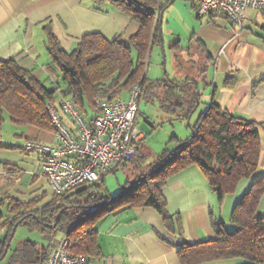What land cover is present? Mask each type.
I'll use <instances>...</instances> for the list:
<instances>
[{
	"label": "trees",
	"instance_id": "obj_1",
	"mask_svg": "<svg viewBox=\"0 0 264 264\" xmlns=\"http://www.w3.org/2000/svg\"><path fill=\"white\" fill-rule=\"evenodd\" d=\"M104 1L95 0V4L98 7ZM108 1L138 22L139 30L126 43L119 38L108 40L100 33H90L83 36L73 50L66 51L47 26L49 67L60 78L57 86L48 88L33 70L23 68L15 58L0 60V127L5 121V112H8L17 124L52 130L46 109L50 103L60 107L58 92L62 98H75L84 114L88 109H95L97 116V98L115 100L124 97L136 83L141 86L140 98L157 100L164 113L188 120L197 111L202 95L192 77L171 78L167 75L164 79L151 80L146 73L153 47L162 43L161 16L171 2ZM177 46V43L173 45L174 48ZM190 127L192 134L187 139L181 141L173 136L176 148L165 150L154 170L147 172L136 164L138 172L134 173V179L127 181L123 191L115 197L103 194V177L98 182L84 183L63 194L53 193L46 202V195L25 203L8 199L6 210L0 205V237L6 235L5 241L0 242V264L7 258L4 264H46L49 247L24 241L11 250L12 233L21 225L48 239L66 234L74 243L71 251L88 258L101 256L94 224L113 210L152 207L161 215L166 227L175 232L164 187L169 178L192 165L206 176L211 190L222 203L227 195L236 191L242 179L250 178L256 172L260 164L261 142L257 124L232 115L212 101ZM138 158L139 146L129 162L136 163ZM263 194L264 177L254 180L235 204L231 214L232 229L223 222L213 221L215 239L196 244L184 242L179 246L181 264L231 258H241L246 261L244 264H264V216L256 213Z\"/></svg>",
	"mask_w": 264,
	"mask_h": 264
},
{
	"label": "crops",
	"instance_id": "obj_2",
	"mask_svg": "<svg viewBox=\"0 0 264 264\" xmlns=\"http://www.w3.org/2000/svg\"><path fill=\"white\" fill-rule=\"evenodd\" d=\"M169 1L171 5L173 1ZM245 16L247 22L242 29L230 19L211 24L197 17L191 3L184 12V34L179 31L171 34L177 40L171 42L170 48L187 55L183 57L184 62L176 59L174 76H147L151 80L164 79L167 75L171 78L189 76L197 82L201 103L187 120L188 124L198 110L201 114L212 101L236 117L255 122L261 142V159L256 172L242 179L236 191L227 195L222 203L197 166L178 172L164 187L175 232L166 227L161 215L152 207L110 211L94 224L101 256L87 257L92 264H181L179 246L184 242L196 244L215 239L212 222L227 225L221 220L224 203L236 204L254 180L264 177V8H249ZM47 26L66 51L73 50L81 38L90 33H100L108 40L119 38L126 43L139 30L138 22L108 0L98 7L95 0H0V60L15 58L23 68L33 70L48 88L57 86L60 78L49 67ZM185 34L187 46L182 44ZM57 95L58 105H61L66 98L59 92ZM94 110L83 113L86 119L96 117ZM63 118L76 129L67 115ZM6 130L13 134H7ZM191 134L192 129L188 127L177 138L182 141ZM28 140L53 144L54 133L33 125L17 124L5 112V121L0 127V205L3 210L8 199L25 203L46 195V202L53 194L42 173L43 157L24 150ZM256 213L264 216V194ZM227 217L231 222V215ZM63 235L57 239L47 238L50 242L45 247L50 251L56 248ZM202 264L241 263L231 258Z\"/></svg>",
	"mask_w": 264,
	"mask_h": 264
},
{
	"label": "built area",
	"instance_id": "obj_3",
	"mask_svg": "<svg viewBox=\"0 0 264 264\" xmlns=\"http://www.w3.org/2000/svg\"><path fill=\"white\" fill-rule=\"evenodd\" d=\"M197 16L211 24L225 19L242 29L249 8H264V0H190ZM141 86L136 83L128 96L115 100L97 98L98 115L88 120L79 109L75 98L62 101L60 107L47 105L54 133V143L28 140L27 152L43 157L42 173L54 194H63L84 183L100 181L105 174L120 164L129 162L137 147L145 139V132L136 120ZM67 115L76 129L64 120ZM73 241L65 234L48 256L46 264H92L86 256L71 251Z\"/></svg>",
	"mask_w": 264,
	"mask_h": 264
},
{
	"label": "rangeland",
	"instance_id": "obj_4",
	"mask_svg": "<svg viewBox=\"0 0 264 264\" xmlns=\"http://www.w3.org/2000/svg\"><path fill=\"white\" fill-rule=\"evenodd\" d=\"M172 1L173 3L163 11L161 16L160 35L162 36V43L155 46L148 60L147 74L152 78H156L157 75L165 76L166 74L174 76L177 73L176 59L183 63V57H187L182 51L171 49L170 45L171 42L177 40L171 37V34L175 31L182 32L184 29V12L187 6L190 7L191 1ZM182 33L184 34V32ZM187 38L185 34L182 39L183 46H187ZM202 102L204 103V100H202ZM200 112L201 111L198 110L195 118L192 117L188 124L187 120H182L174 115L164 113L157 100L150 101L145 96H142L139 100V110L136 114V120L139 126L144 130L147 138L139 145L140 158H138L136 163L128 162L126 166H120L117 171L105 174V188L102 190L103 194L112 197L119 195L126 186L127 181L134 179L133 174L138 172L136 164H140L147 172L154 170L159 164V157L164 151H171L173 148H176L175 141L172 139L173 136L177 138L185 129L192 126ZM6 132L7 134L11 132L13 134V131L10 130H6ZM234 205L229 206L227 202L223 205L224 215L221 217V220L227 223L226 226L228 229L233 228L230 217H227V214H232ZM60 236L61 234L57 235L55 239ZM24 241H31L40 246H47L50 242L44 234L30 230L21 225L16 228L10 241L11 250L19 247ZM7 259H4L2 264H4ZM234 259H238L241 264L246 263V261L241 258Z\"/></svg>",
	"mask_w": 264,
	"mask_h": 264
},
{
	"label": "water",
	"instance_id": "obj_5",
	"mask_svg": "<svg viewBox=\"0 0 264 264\" xmlns=\"http://www.w3.org/2000/svg\"><path fill=\"white\" fill-rule=\"evenodd\" d=\"M181 144H182V143H181ZM15 230H16V227H15L13 233H12V237H13V235H14V233H15ZM5 238H6V235H4V234L1 235V237H0V242H4V241H5ZM8 247H9V243L7 244V248H6V250H5V253L8 252Z\"/></svg>",
	"mask_w": 264,
	"mask_h": 264
}]
</instances>
